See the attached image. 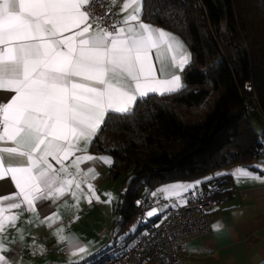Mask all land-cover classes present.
<instances>
[{"label":"snow or ice","instance_id":"1","mask_svg":"<svg viewBox=\"0 0 264 264\" xmlns=\"http://www.w3.org/2000/svg\"><path fill=\"white\" fill-rule=\"evenodd\" d=\"M95 2L0 0V93L14 94L0 99V182L9 180L17 190L0 198V264H12L4 255L12 249L4 241L18 220L17 215H4V201H11L8 209L23 208L37 216L38 202L56 203L68 195L75 207L81 198L89 204L111 203L110 193L106 201L96 193L94 163L87 169L81 165L111 166L112 158L88 154L89 146L99 142L113 116L132 117L150 96L176 95L186 88L180 73L192 63V54L176 35L144 22V0H124L117 14L126 15L111 27L93 14ZM105 2L114 6L117 0ZM256 167L264 168V162ZM215 175L264 183L243 167ZM212 179L166 185L159 191L186 206L184 194ZM157 214L155 209L147 212L149 217ZM59 219L49 215L40 223L52 229ZM53 234L69 245L73 258L87 252L63 227ZM18 235L23 243L20 230ZM27 247L33 254L45 251L34 241ZM71 264L79 262L73 259Z\"/></svg>","mask_w":264,"mask_h":264},{"label":"trees","instance_id":"2","mask_svg":"<svg viewBox=\"0 0 264 264\" xmlns=\"http://www.w3.org/2000/svg\"><path fill=\"white\" fill-rule=\"evenodd\" d=\"M143 19L178 33L192 63L182 93L150 96L134 116H113L93 142L125 188L124 227L144 191L231 165L255 168L264 158V133L255 128L264 126V0H144ZM232 185L221 177L201 189L220 203Z\"/></svg>","mask_w":264,"mask_h":264},{"label":"crops","instance_id":"3","mask_svg":"<svg viewBox=\"0 0 264 264\" xmlns=\"http://www.w3.org/2000/svg\"><path fill=\"white\" fill-rule=\"evenodd\" d=\"M124 0H117V12H120ZM123 15H126L124 13ZM123 15H119L120 20ZM152 24L155 27L164 29L176 35L191 52L189 45L176 32L170 31L161 26ZM65 35H68L66 33ZM192 54V53H191ZM155 63V54L153 53ZM185 71V70H184ZM184 83V72L180 73ZM14 95L13 93H0V99ZM11 146V145H5ZM78 155L80 153H77ZM88 154L96 155L92 152V145L88 148ZM96 156H108L101 154ZM73 157L72 159H74ZM56 168L55 161L49 158ZM264 158L257 162L254 167L249 168L241 165H231L220 168L205 176H213V179L221 177H231L233 185L230 193L218 204V207L211 215V231L203 238H192L188 242V254L184 257V264H264V183H259L242 177L231 175L216 176L218 172H231L238 167L249 169L253 174L264 179V168H258ZM71 164V160L65 162ZM95 165L98 176L92 181L96 193L100 195L102 201H106L111 194V203H98L95 200L91 204L86 199L81 198L79 206L75 207V201L71 195L65 196L62 200L53 203L51 200L38 202L37 212L39 215L28 213L22 209H8L11 201H4L3 207L6 209L4 215H17L16 226L9 228L5 244L12 249L4 255L12 260V264H71L73 259L79 263H86L92 260L99 252L106 249L111 244V230L115 219L120 213L119 209H124L123 193L125 188L120 180H112L110 177V167L102 162H89L81 165L82 169H87L91 164ZM70 171H75L70 168ZM204 178L194 181H179L160 185L151 191H144L142 195L165 197V193L159 190L166 185L175 183H192L204 181ZM202 182L195 190L184 194L188 201L193 193L202 188ZM5 185L0 187V198L7 194H14L17 190L9 181L0 182ZM82 188L87 192V187L82 184ZM74 189V186H73ZM177 202V198L172 196ZM66 201V204H65ZM23 213V214H21ZM49 215H58L59 220L53 223V228L49 229L40 221L45 220ZM78 217V218H77ZM63 227L65 234H75L82 246L87 248V252L78 254L73 258L70 253L72 249L67 243H59L53 234L54 229ZM131 230L133 226H130ZM20 230L25 239L20 242L18 235ZM15 243H11L12 240ZM35 242L36 248L43 246L44 252H35L27 247Z\"/></svg>","mask_w":264,"mask_h":264},{"label":"built area","instance_id":"4","mask_svg":"<svg viewBox=\"0 0 264 264\" xmlns=\"http://www.w3.org/2000/svg\"><path fill=\"white\" fill-rule=\"evenodd\" d=\"M92 11L104 26L120 21L116 4L111 6L105 0H96ZM255 111V107H249V113ZM218 204L202 189L193 193L186 206H179L174 198L140 195L135 201L136 217L130 225L135 228L124 227V217L118 214L111 230V244L89 262L79 264H184L189 240L203 238L211 231V215ZM153 209L158 214L149 217L147 212Z\"/></svg>","mask_w":264,"mask_h":264},{"label":"rangeland","instance_id":"5","mask_svg":"<svg viewBox=\"0 0 264 264\" xmlns=\"http://www.w3.org/2000/svg\"><path fill=\"white\" fill-rule=\"evenodd\" d=\"M255 128L260 132V133H264V126H260V125H255ZM135 226H133L132 229H134Z\"/></svg>","mask_w":264,"mask_h":264}]
</instances>
